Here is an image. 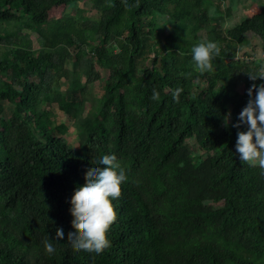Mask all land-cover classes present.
<instances>
[{"label": "trees", "instance_id": "obj_1", "mask_svg": "<svg viewBox=\"0 0 264 264\" xmlns=\"http://www.w3.org/2000/svg\"><path fill=\"white\" fill-rule=\"evenodd\" d=\"M82 1L0 0V264H264V176L239 160L231 127L245 90L261 82L249 74L264 72V5L224 30V0H90L96 17ZM248 34L259 53L244 49ZM206 40L221 51L200 73L190 53ZM54 104L77 147L51 118ZM107 153L127 177L111 244L76 250L69 197ZM60 226L67 237L56 240ZM45 238L55 255L43 251Z\"/></svg>", "mask_w": 264, "mask_h": 264}, {"label": "clouds", "instance_id": "obj_2", "mask_svg": "<svg viewBox=\"0 0 264 264\" xmlns=\"http://www.w3.org/2000/svg\"><path fill=\"white\" fill-rule=\"evenodd\" d=\"M220 51L218 44L212 40L193 45L190 54L195 69L200 73L211 71L212 61L220 55ZM257 77L261 82L252 83L245 90L248 99L231 127L237 129L234 147L239 160L249 166L258 167L260 175L264 176V72L249 74L252 81ZM181 91L177 87L171 92L174 100ZM151 98H158L156 89L152 90ZM223 121L225 125L228 124L227 115L223 117ZM241 126H244V130H240ZM87 175L88 182L79 187L75 195L69 197L73 201L71 211L75 214L76 225L71 232L70 242L76 250L101 254L110 247L111 241L107 233L116 219L113 201L120 196V185L127 177L115 153L100 156ZM62 237H67L64 226H60L56 240ZM43 251L55 255L58 251L57 243L45 238Z\"/></svg>", "mask_w": 264, "mask_h": 264}, {"label": "rangeland", "instance_id": "obj_3", "mask_svg": "<svg viewBox=\"0 0 264 264\" xmlns=\"http://www.w3.org/2000/svg\"><path fill=\"white\" fill-rule=\"evenodd\" d=\"M219 0H213V4L217 3ZM218 4H220V8L223 12H221V14L224 16V10H227L230 12L229 16H224V22L222 23V26L224 28V30H226L228 27H231L232 25H234L236 22L240 21L242 17H244L245 15H249L250 13L258 10L261 8L262 5H264V0H224L223 2H219ZM79 8H81L82 10L85 11V15L89 16V17H96V13L95 10L92 8L91 6V1L90 0H85L82 1L80 3H78ZM208 7V5H207ZM64 7H57L52 9L49 12V16H54V17H58L61 15L62 11H63ZM208 10L210 12V14H215V9L213 6H209ZM168 28H170V25L167 24L164 28L159 27V25L156 27V30H163L164 32H166V30H168ZM249 38H250V46H246L244 47V49H251V47H253L255 49L256 52L259 53L260 48H259V40L256 36L248 34ZM30 37L33 40V45L34 47H38V43L36 41V34L35 33H31ZM160 38H163L160 36ZM1 50V49H0ZM241 54V53H239ZM153 56V52H150V55L148 56V60H147V64L150 63V59ZM67 66L69 68H73V65H71V62L67 63ZM100 70V75L104 78H106L107 76V71L105 69H99ZM81 80L83 81V79L81 78ZM237 86L244 90L243 88V80L239 79L238 80V84ZM60 87L63 90L65 87V82L64 79L60 80ZM88 91L90 94L92 95H99L100 92L102 91V83L100 82V80L95 81L94 83L90 84L88 86ZM244 92V91H243ZM89 103H87V107L85 108V110L87 111L89 109ZM11 107V106H10ZM9 105H6V110H9ZM47 109L51 110L53 116L51 117L53 120H55V122L57 123H64L66 124V126L68 127L67 132L65 133V138L66 140L73 146V147H77L78 146V136L76 134V131L74 129V127L71 125L69 119L67 118V116L65 114H63L57 107L56 105H52L51 107H46ZM189 144L191 146L192 149H198L196 147V145L194 144L193 141H189ZM197 153H201L200 151H197Z\"/></svg>", "mask_w": 264, "mask_h": 264}]
</instances>
